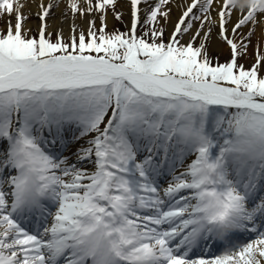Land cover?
<instances>
[{"label":"snow or ice","instance_id":"snow-or-ice-1","mask_svg":"<svg viewBox=\"0 0 264 264\" xmlns=\"http://www.w3.org/2000/svg\"><path fill=\"white\" fill-rule=\"evenodd\" d=\"M84 2L69 8L116 4ZM170 2L149 4L143 35L131 0L128 33L92 21L53 42L0 0V19H16L0 30V264H264V56L245 70L247 45L225 27L239 9L232 33L251 24L250 43L264 0H224L218 21V0H192L166 42ZM39 7L43 21L54 5ZM217 23L232 59L213 65ZM72 126L87 138L76 163L59 150Z\"/></svg>","mask_w":264,"mask_h":264},{"label":"bare ground","instance_id":"bare-ground-1","mask_svg":"<svg viewBox=\"0 0 264 264\" xmlns=\"http://www.w3.org/2000/svg\"><path fill=\"white\" fill-rule=\"evenodd\" d=\"M20 3L24 4V8L22 9V12L24 16L26 17L22 24L23 29L27 31L30 29V31H27L28 36L36 35L38 30L40 31L41 27L46 24L47 28L45 30V35L48 36L49 34L51 37L54 35H62L64 38L71 37L73 33V29H75V32L78 30L79 27H81V31L86 33L88 31V26H90L92 21H95L97 25H100L101 21V15L99 16L98 10L93 12H73L69 8L70 0H19ZM95 3L96 0H93ZM192 0H172L166 8L163 10L171 9L169 13V17L167 18V34L170 37L172 33L175 30V27L177 23L179 22L183 12L186 10V6L190 4ZM81 6L86 7V4L84 0H80ZM116 3L119 5V8L123 14L124 20H126L128 24L129 30L132 28V24L134 21L133 16V6L131 3V0H117ZM158 3V0H148V4L142 3L139 5L141 12H140V21L141 23L138 24L139 27L142 25L143 21L146 19V13L149 9V4L155 5ZM224 3V0H218L217 3L214 4L213 11H212V17L215 20H219V16L217 13L221 10V5ZM40 4L48 5L52 4L54 7L51 9L48 17H46L43 21L40 19V16L38 13H41V8L39 7ZM196 10H194L195 12ZM246 11V10H245ZM101 14V13H100ZM104 15L103 21L106 23L108 28H111L116 20V15L112 14L109 10H107V14L105 17ZM240 11L239 9L234 10L231 16V19L229 22L225 25L227 28V35L229 39L235 40L237 43H243L247 45V48L244 49L247 53L253 54L256 51H260L264 53V24H257L255 26V32L251 37V42H248V32L252 29V25H246L242 26L240 29H238L235 34L232 33V28L235 26V23L240 18ZM122 18V16H121ZM163 24L165 22V19L158 17ZM11 19L12 24L14 25L16 23L15 14H13L11 17L5 16L2 18L3 24L1 25V29H4V27L7 25L6 21ZM264 19V17H262ZM187 23V22H186ZM200 22L196 24L195 30L193 33L186 37L185 40L191 39L192 36L195 35V32L199 29ZM101 27V26H100ZM99 27V28H100ZM212 32L208 39L207 47L209 48L208 51L211 55H215L213 53H221L224 56L231 55V49L227 44L221 39V36L219 34V24H214L211 26ZM7 28V27H6ZM204 31H207V26L205 27ZM203 35V33H202ZM239 57V56H238ZM250 61H252L251 58H249ZM86 140L83 139L82 142H80L81 145H86ZM78 149V148H77ZM76 151H74L73 158H71L72 163H76V156L74 155ZM81 167H84L88 169L89 171L93 170V165L91 163L85 162L82 165H78ZM219 254V253H218Z\"/></svg>","mask_w":264,"mask_h":264},{"label":"rangeland","instance_id":"rangeland-1","mask_svg":"<svg viewBox=\"0 0 264 264\" xmlns=\"http://www.w3.org/2000/svg\"><path fill=\"white\" fill-rule=\"evenodd\" d=\"M108 10L112 14L116 15V20H115L114 25L111 28L106 27L107 28L106 31L108 33H114V32L128 33V31H129L128 24H127L126 20H124V18H123V14H122V12H121V10L119 8V5L116 3L114 8L113 7H109ZM98 12H99L98 15L99 16L101 15L100 16L101 17V21H100L101 24L97 25V23L95 22V28L93 29L95 31H98L105 24V22L103 21V19H104L103 16L104 15H102V12H100L99 10H98ZM197 15H199V14H197ZM118 16H119V18H117ZM121 16H122V18H121ZM199 22L200 21L197 20V21H195V24H197ZM1 23H2V19H0V24ZM166 24H167V19H165V22L162 24L160 19L158 18L156 26L157 27H163L164 33H165L164 40L167 42L168 34H167ZM142 25H143V23H142ZM142 25L139 28V35H143L144 31L147 30V28L146 27H142ZM90 26H91V24H90ZM90 26H88L87 29H89ZM194 30H195V28H194V25H193V28L191 30H189V32L186 33V35L181 38V43L185 44L186 42H189L191 39L189 38L188 40H185V38L190 36L193 33ZM80 32H81V27L78 28V30L75 32V35L78 37ZM87 32L85 33L86 35H87ZM35 36L36 35L30 36V37H35ZM58 36H61V35L60 34H58L57 36L53 35L51 37L52 41L55 42L56 39L58 38ZM69 39H70V37L64 38L65 42H68ZM200 42H201V38H197L196 41H195V46H199ZM207 44H208V42L206 43V45ZM207 49H209V48L207 47ZM241 53L242 54H241L240 59L238 60V63H239V65H242L245 68V70L251 69L253 67V65H255L257 63V60H258L259 56H264V53L260 52V51H256V52H254L251 55L245 53L244 50H241ZM213 54H215V55H211L210 52H209L210 59L212 60L213 59L212 57H214V60H212L213 65H215L217 63H224V62H226L229 59V55L224 56L223 54H221L219 52L213 53ZM249 58H251L252 61H250ZM261 71H262V76H264V66L261 67ZM85 139H87V138H85ZM82 140H76L75 142H73V143H75V145H73L72 150H74L76 147L80 148V147L84 146V145L79 144L80 142H82ZM85 146H87V144Z\"/></svg>","mask_w":264,"mask_h":264}]
</instances>
